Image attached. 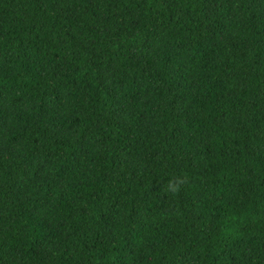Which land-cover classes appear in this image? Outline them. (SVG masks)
Here are the masks:
<instances>
[{
    "label": "trees",
    "instance_id": "1",
    "mask_svg": "<svg viewBox=\"0 0 264 264\" xmlns=\"http://www.w3.org/2000/svg\"><path fill=\"white\" fill-rule=\"evenodd\" d=\"M0 264H264V0H0Z\"/></svg>",
    "mask_w": 264,
    "mask_h": 264
}]
</instances>
